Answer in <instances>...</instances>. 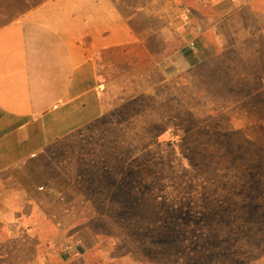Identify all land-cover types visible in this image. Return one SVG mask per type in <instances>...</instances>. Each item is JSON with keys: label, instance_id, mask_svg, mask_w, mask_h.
Instances as JSON below:
<instances>
[{"label": "rangeland", "instance_id": "374dc122", "mask_svg": "<svg viewBox=\"0 0 264 264\" xmlns=\"http://www.w3.org/2000/svg\"><path fill=\"white\" fill-rule=\"evenodd\" d=\"M43 3L0 0V29ZM228 48L179 75L140 48L104 55L103 116L49 151L69 182L39 233L47 244L38 239L11 264L32 263L33 255L37 263L47 255L72 260L65 248L76 244L77 258L91 264H173L201 241L192 231L210 229L216 211L239 210L234 201L246 192L259 195L250 209L264 210L257 188L264 184V96L243 86L247 63L235 45ZM258 250L252 246L251 257ZM251 264H264V256Z\"/></svg>", "mask_w": 264, "mask_h": 264}, {"label": "crops", "instance_id": "0c3cea01", "mask_svg": "<svg viewBox=\"0 0 264 264\" xmlns=\"http://www.w3.org/2000/svg\"><path fill=\"white\" fill-rule=\"evenodd\" d=\"M233 45L247 63L238 79L264 96V0H48L2 27L0 264L20 263L21 249L37 247L38 239L47 244L39 233L69 182L49 151L103 116L104 55L140 48L179 75ZM79 255L72 250V260L47 255L38 263L33 255L28 264H91Z\"/></svg>", "mask_w": 264, "mask_h": 264}, {"label": "trees", "instance_id": "16d2710c", "mask_svg": "<svg viewBox=\"0 0 264 264\" xmlns=\"http://www.w3.org/2000/svg\"><path fill=\"white\" fill-rule=\"evenodd\" d=\"M260 168L264 170L263 165ZM257 188L262 189L260 194L263 196L264 184H259ZM245 194L239 201H234L235 206H240L239 210L216 211L208 216L207 222L213 223L210 229L199 231L197 234L192 231L193 237L201 241L198 245L184 248L172 263L179 264V261L187 259L186 264H189L196 259L197 264H251L263 257L264 210L250 209L257 205L259 195L253 196L247 192ZM261 203L263 205L264 202ZM200 220L201 218L198 219ZM183 235L178 234L176 237L182 238ZM183 239L185 240V237ZM252 246L259 249L258 256L251 257L254 254L250 251Z\"/></svg>", "mask_w": 264, "mask_h": 264}, {"label": "built area", "instance_id": "2783aa9c", "mask_svg": "<svg viewBox=\"0 0 264 264\" xmlns=\"http://www.w3.org/2000/svg\"><path fill=\"white\" fill-rule=\"evenodd\" d=\"M230 2H232V3H234V4H238V3L240 4V3H241V4H243L244 6H247V5L249 4L250 0H230ZM190 15H191L190 10L185 9V10L183 11V13H182V18H183L184 20H188ZM191 48L194 50V49L196 48V44H195V43H192V44H191ZM77 246H78V244H76L75 246H67V247L65 248V252L71 254L72 250H75Z\"/></svg>", "mask_w": 264, "mask_h": 264}]
</instances>
